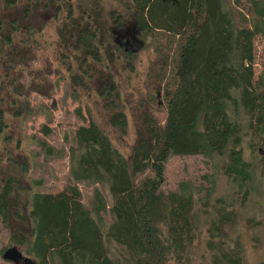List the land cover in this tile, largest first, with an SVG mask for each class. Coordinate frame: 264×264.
Returning <instances> with one entry per match:
<instances>
[{"label": "trees", "instance_id": "1", "mask_svg": "<svg viewBox=\"0 0 264 264\" xmlns=\"http://www.w3.org/2000/svg\"><path fill=\"white\" fill-rule=\"evenodd\" d=\"M117 1L125 4L139 45L119 41L125 26L117 14L110 16L112 26L105 31L92 24L72 31V49L93 55L98 63L125 58L133 67L134 55L146 47L151 34H167L174 40L169 57L174 88L165 93L162 123L148 112H140V131L129 158L112 146L88 113V124L73 134L69 175L75 183L106 186L111 222L102 230L105 203L97 191H93L90 207L81 203L76 188L55 194L30 193L20 206L23 214H15L28 231L11 233L9 247H20L36 264L185 261L186 248L195 238L193 208L196 204L206 206L215 179L213 174L203 175L205 187L183 182L176 193H162L165 166L173 157L220 160L221 174L236 187L240 203L254 196L264 199V154L256 149L258 142H264V70L254 79L252 69L253 39L264 37V0H244L250 19L244 16L242 23L247 26L240 25L231 7L238 5V0ZM70 26L80 27L77 23ZM105 36L113 45L112 51L104 44ZM0 40V50L11 43L9 35ZM103 86L99 96H104L102 108L108 114V125L124 136L127 115L120 94L110 81ZM19 113L16 110L13 115L18 117ZM5 128L0 113V133ZM243 141L251 153L248 162L243 160ZM21 190L11 178L0 187L1 224L6 225L8 215L13 214L10 209L17 208L16 193ZM213 203L206 241L212 260L214 264H240L238 256L225 253L218 246L220 242L215 243L223 235V226L233 221L230 202L215 199ZM111 243L122 249L117 256L109 254Z\"/></svg>", "mask_w": 264, "mask_h": 264}, {"label": "rangeland", "instance_id": "2", "mask_svg": "<svg viewBox=\"0 0 264 264\" xmlns=\"http://www.w3.org/2000/svg\"><path fill=\"white\" fill-rule=\"evenodd\" d=\"M124 6L117 0H13L11 3L0 0V39L7 35L11 39L0 50V113L6 125L0 133V187L11 178L22 188L18 194L15 192L19 198L18 210L12 207L8 223H0V264H36L20 247H9L11 233L28 231L15 214H23L20 206L32 192L55 194L76 188L81 203L90 207L93 191H97L105 203L102 230H107L111 222L108 212L111 199L106 186L75 183L69 175L68 151L73 146V134L78 127L88 124V113L112 146L127 158L140 131V112H148L158 123L164 120V96L174 88L176 80L169 61L174 40L169 35L151 34L146 47L134 55L133 67L125 58L98 63L93 55L72 49L73 41L69 38L72 31L83 29L86 24L105 31L112 26L110 16L117 14L122 16L125 26L118 35L119 41L128 46L139 45ZM231 7L240 25L247 26L242 23V17L250 19L245 1L238 0V5ZM70 23L80 27L72 28ZM104 44L109 51L113 50L106 36ZM101 52L98 48L99 57ZM114 57L121 59L118 53ZM252 69L254 79L264 70V37L253 39ZM108 81L119 92L125 106L124 136L109 127L108 114L102 108L104 96L101 99L99 92ZM16 110H20L18 117L13 115ZM245 141L242 153L243 160L248 162L251 153ZM256 149L263 155L264 142H258ZM221 166L220 160L201 156L173 157L165 166L160 188L164 194L176 193L183 182L203 184V175L213 174L215 179L206 206L196 204L193 208L191 222L195 238L187 246L185 261L180 264H214L206 241L215 199L228 200L233 212V221L223 226V235L215 243L220 242L218 246L225 253L238 256L240 264H264V199L254 196L240 203L236 187L227 183ZM200 196L203 198L204 194ZM7 247L10 250L1 253ZM120 251L113 243L109 245L110 255L117 256Z\"/></svg>", "mask_w": 264, "mask_h": 264}]
</instances>
